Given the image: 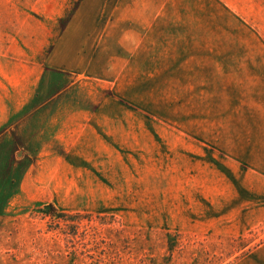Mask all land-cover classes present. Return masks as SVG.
<instances>
[{
    "label": "rangeland",
    "instance_id": "1",
    "mask_svg": "<svg viewBox=\"0 0 264 264\" xmlns=\"http://www.w3.org/2000/svg\"><path fill=\"white\" fill-rule=\"evenodd\" d=\"M118 3L0 0L20 137L0 148V264H242L264 243L262 184L237 185L264 165V0L107 22ZM72 17L94 32L58 46Z\"/></svg>",
    "mask_w": 264,
    "mask_h": 264
},
{
    "label": "crops",
    "instance_id": "2",
    "mask_svg": "<svg viewBox=\"0 0 264 264\" xmlns=\"http://www.w3.org/2000/svg\"><path fill=\"white\" fill-rule=\"evenodd\" d=\"M124 0H119V5L123 7L118 9V17H105L107 22H127V21H135L139 20L141 22H157L159 17H165L166 10H169L170 8H174L175 3H173V0H125V2H131L133 3V8H131V4H121ZM166 9V10H165ZM142 13L146 14V17H142ZM97 17H72L69 20V23L67 24L63 34L61 35V40L58 42V46L67 47L66 44L73 42V39L79 38L82 39L83 37H89L91 33L94 32V28L91 27L90 23L91 21H95ZM120 27V26H119ZM121 28V27H120ZM82 43V42H81ZM87 43V42H86ZM89 45V42L87 43ZM70 45V44H69ZM86 45V46H88ZM94 45V43H93ZM82 45H78L80 47ZM20 112V111H17ZM14 115V113H13ZM8 121H5L3 123H0V148H4L7 151L9 149H13L15 146V142L18 141L20 137L15 136V129L14 126L12 127V130L10 131L9 128H7L5 132H3V128L6 124H8ZM2 131V132H1ZM24 134V133H23ZM8 136V137H7ZM5 137L8 139L5 140ZM4 141H7L6 145L4 146ZM256 166V165H255ZM246 171V177L242 180H239L237 178V185L240 189L239 195L242 198H249L251 197V193L255 191L253 184L252 177L248 176L250 174H256L258 177L259 182L262 184V192L260 194H264V165L262 167L256 166L254 168H248ZM241 188H240V184ZM264 196V195H263ZM242 264H264V243L253 253L250 255H247V257L241 262Z\"/></svg>",
    "mask_w": 264,
    "mask_h": 264
},
{
    "label": "water",
    "instance_id": "3",
    "mask_svg": "<svg viewBox=\"0 0 264 264\" xmlns=\"http://www.w3.org/2000/svg\"><path fill=\"white\" fill-rule=\"evenodd\" d=\"M47 208H50V206H47Z\"/></svg>",
    "mask_w": 264,
    "mask_h": 264
}]
</instances>
